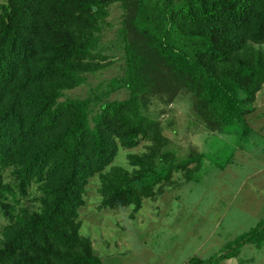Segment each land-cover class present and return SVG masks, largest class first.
<instances>
[{"label":"trees","instance_id":"obj_1","mask_svg":"<svg viewBox=\"0 0 264 264\" xmlns=\"http://www.w3.org/2000/svg\"><path fill=\"white\" fill-rule=\"evenodd\" d=\"M113 4L120 14L107 45ZM116 54L115 75L72 93ZM263 85L264 0L0 2V264H104L81 233L89 183L97 209L135 216L145 199L191 182L210 155L177 156L166 134L175 119L159 105H181L203 136L246 139ZM261 229L264 215L218 255L185 264L235 258L264 242Z\"/></svg>","mask_w":264,"mask_h":264},{"label":"rangeland","instance_id":"obj_2","mask_svg":"<svg viewBox=\"0 0 264 264\" xmlns=\"http://www.w3.org/2000/svg\"><path fill=\"white\" fill-rule=\"evenodd\" d=\"M119 14L120 8L113 4L108 17L112 24L103 35L107 45L112 42L107 40L116 36ZM113 51L108 49L107 53ZM110 58L113 60L111 65L98 71L95 76L90 75V83L76 88L72 93L85 95L89 86L96 85L100 80L106 82L115 75L118 72V55ZM114 96L122 98L125 91H119ZM254 106L255 109L247 116L246 125L251 128L246 139H238L234 132L231 135L219 134V138L203 136V126L188 127L186 110H179L181 105L176 110H169L168 105H159L165 110H162V118L171 116L175 119L174 130L168 129L166 134L177 156L183 157L196 151L210 155L202 158L191 182L171 187L173 190L158 196L156 201L145 199L133 217L130 216L131 207L97 209L96 179L89 183L85 194L87 205L81 212V233L90 239L94 251L102 256L105 264H185L193 256L207 258L218 255L225 242L256 226L264 215V197L259 207L258 203H253L252 207L259 210L256 213L257 209L249 211L250 204L246 198L241 201L240 194L236 192L242 190L243 186L245 188V184L254 190L261 186L264 188V85L256 95ZM228 130L234 131L231 127ZM235 140L246 151L249 161L241 163L234 152L232 158H235V162L227 164L231 166L234 177L227 173L218 176L219 171L213 164L223 163L229 157V147ZM137 150H143L142 145L135 147L134 151ZM115 159L125 164V151ZM254 163L257 167H263L252 173ZM201 188H204L203 201L200 198ZM216 189L219 190L215 192ZM176 193L178 199L174 198ZM235 195L241 202L237 198L233 199L234 203L231 202V197ZM237 250L239 253L233 259V264H264V242L258 247L246 243Z\"/></svg>","mask_w":264,"mask_h":264},{"label":"crops","instance_id":"obj_3","mask_svg":"<svg viewBox=\"0 0 264 264\" xmlns=\"http://www.w3.org/2000/svg\"><path fill=\"white\" fill-rule=\"evenodd\" d=\"M223 141H225V140H223ZM235 152H236L235 155H236L237 159L239 161H241V163L242 162L243 163H247L246 161L247 160L249 161V158L247 159L248 156L246 154V151L243 150L242 148H240V147L239 148H236ZM243 153H245V156H243ZM231 161L232 162H235V158H232ZM261 167H263V165L257 167L256 164L254 163V167H253L252 173L255 172L258 169H261ZM216 170L219 171V175L218 176H220L223 173H227L231 177H234V175H231L232 174V168H231L230 165H228V166L226 165L223 169H216ZM247 177H248V175H246V178ZM243 184H244V182L241 185H243ZM203 189L204 188H201L200 189L201 190V192H200V198L202 197L201 201H203V199H204L203 198ZM218 190L219 189H216L215 192L218 191ZM259 190H261L262 193L260 192V194H259ZM207 191H211V190H207ZM215 192H213V195L215 194ZM236 193L240 194L239 197H241V199H242V200L240 199L241 201H243L244 198H246L245 200L250 204V209L251 210H249V211H252V209H257V210H255V212L258 213V211H259L258 208L252 207V205H253V203L256 202V203H258V207H259V205H260V203H261V201H262V199L264 197V195H263L264 194V188L262 186L261 187H258L256 190H254L252 187H249L248 188V185L245 184V188L243 186L242 190H239ZM236 198H237L238 202H241L236 195H235L234 198L231 197V202L234 203L233 199H236ZM247 207H248V205H247ZM233 259H235V258H232V259H229V260H224V261L221 260L220 262H218L216 264H220L222 262L229 263V264H233Z\"/></svg>","mask_w":264,"mask_h":264}]
</instances>
